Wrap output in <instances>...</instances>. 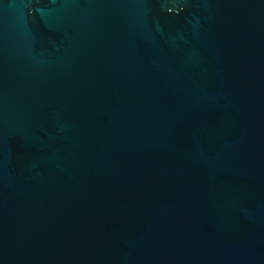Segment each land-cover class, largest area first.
Masks as SVG:
<instances>
[{
  "label": "water",
  "instance_id": "95a60500",
  "mask_svg": "<svg viewBox=\"0 0 264 264\" xmlns=\"http://www.w3.org/2000/svg\"><path fill=\"white\" fill-rule=\"evenodd\" d=\"M0 264H264V0H0Z\"/></svg>",
  "mask_w": 264,
  "mask_h": 264
}]
</instances>
